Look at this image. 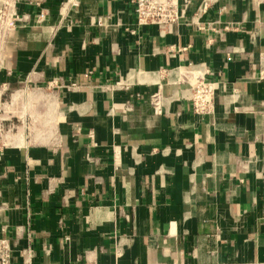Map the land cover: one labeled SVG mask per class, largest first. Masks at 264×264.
Returning a JSON list of instances; mask_svg holds the SVG:
<instances>
[{"label":"crops","instance_id":"1","mask_svg":"<svg viewBox=\"0 0 264 264\" xmlns=\"http://www.w3.org/2000/svg\"><path fill=\"white\" fill-rule=\"evenodd\" d=\"M8 1L12 264H264V0H192L164 26L139 23L134 0ZM201 71L217 82L207 115Z\"/></svg>","mask_w":264,"mask_h":264},{"label":"built area","instance_id":"2","mask_svg":"<svg viewBox=\"0 0 264 264\" xmlns=\"http://www.w3.org/2000/svg\"><path fill=\"white\" fill-rule=\"evenodd\" d=\"M135 11L139 23L174 25L185 15L192 0H134ZM209 2L204 0L201 3L202 11H205ZM20 20L18 13L10 1L5 0L0 8V26H14ZM217 89V82L207 78V71L195 73L193 83L192 102L195 112L200 115H207L213 111L214 95ZM153 103L159 105L158 95H154ZM159 108V107H158ZM0 264H12V247L10 241L0 237ZM83 264H99L87 262ZM116 264V263H114ZM215 264H254L252 262H218Z\"/></svg>","mask_w":264,"mask_h":264}]
</instances>
